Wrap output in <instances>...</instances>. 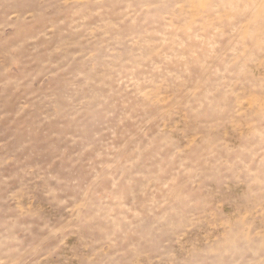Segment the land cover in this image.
<instances>
[{
    "label": "rangeland",
    "instance_id": "1",
    "mask_svg": "<svg viewBox=\"0 0 264 264\" xmlns=\"http://www.w3.org/2000/svg\"><path fill=\"white\" fill-rule=\"evenodd\" d=\"M0 264H264V0H0Z\"/></svg>",
    "mask_w": 264,
    "mask_h": 264
}]
</instances>
